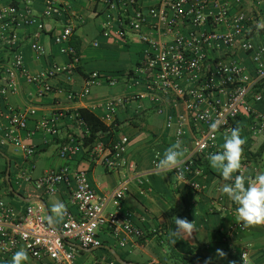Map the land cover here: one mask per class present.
Wrapping results in <instances>:
<instances>
[{
  "label": "built area",
  "instance_id": "1",
  "mask_svg": "<svg viewBox=\"0 0 264 264\" xmlns=\"http://www.w3.org/2000/svg\"><path fill=\"white\" fill-rule=\"evenodd\" d=\"M92 1L102 2L109 11L102 25L104 37H110L111 33L118 39L135 36L144 45L140 63L127 80L130 89L139 90V98L145 100L157 115L165 117L166 128H175L177 140L184 138L188 131L193 133V146L180 169L183 176L177 180L188 182L193 190H203L199 181L204 176L202 165L208 161L210 153L221 151L218 148L221 133H228L243 116L254 120L252 130L255 135L264 131V115L253 108L263 100L264 42L256 43L251 38L249 17L234 11L230 0H155V4L147 8L143 0ZM45 4L40 17L62 25L53 41L60 46L61 53L70 58L69 62L64 65L52 63L48 71L30 74L21 51L19 29L26 26L40 32L45 24L31 10H22L15 5L0 7L1 98L15 94L20 79L36 86L39 97L51 94L54 88L49 80L62 75L71 78L81 63L77 47L70 43L74 35L70 3L46 0ZM94 46L98 47L99 43ZM31 48L38 54L44 53L37 43ZM7 53L12 54L10 59H7ZM239 54L250 58L252 70L240 62ZM102 84L115 87L120 80L112 74L92 72L86 88L81 92L72 91L68 99L74 102L84 98L92 87ZM121 103L120 99L109 101L106 105L109 115L114 114ZM35 116V109L23 111L9 107L0 111V145L11 143L27 158H34L36 150L16 136V131H27ZM63 117L68 114L53 113L39 120L28 134L42 131L55 138ZM74 117L85 124L78 113ZM217 119L222 123L213 133L209 126ZM129 143L127 137H122L114 142L108 153L100 148L95 152L106 169H128L138 177L136 162L127 158ZM82 145V141L69 138L60 150V157L72 158ZM157 162L156 155L152 162L154 171H157ZM172 173L175 175L174 171ZM72 179L76 184L72 202L78 214L66 209L57 227L48 223L46 207L42 203H29L20 215H16L0 199V254H14L24 249L29 257L45 264H118L105 255L93 262L79 263L78 250L69 241H76L85 249H99L104 246L102 237L106 234L114 236L121 245L129 238L141 236L132 217L121 211L126 197L125 183L109 194L100 195L91 186L86 171L79 170L71 177L69 168L64 167L45 174L35 184L38 190L55 195L60 186ZM25 181L30 182V176H26ZM110 206L115 210L109 211ZM234 229L240 231L243 226L234 225ZM239 258L241 264H253L247 249L240 252Z\"/></svg>",
  "mask_w": 264,
  "mask_h": 264
},
{
  "label": "crops",
  "instance_id": "2",
  "mask_svg": "<svg viewBox=\"0 0 264 264\" xmlns=\"http://www.w3.org/2000/svg\"><path fill=\"white\" fill-rule=\"evenodd\" d=\"M65 1L70 3L72 14L74 35L70 43L77 47L81 59L74 75L69 79L63 75L50 79L54 92L44 97L37 96L38 88L22 79L19 80V89L15 94L0 97V111L9 107L23 111L36 110V116L29 122L28 130L16 131V136L36 150L34 158H27L26 154L11 143L0 145V199L6 207L20 215L30 203L28 200L41 199L48 218L52 215V205L60 201L66 209L77 215L78 210L72 202L76 188L73 179L60 186L55 195L38 190L35 182L45 174L64 167L69 168L71 177L74 172L84 170L91 186L100 195L109 194L125 183L126 197L121 211L132 217L141 236L129 238L125 245H121L114 236L106 234L102 237L104 246L99 249H85L78 242L69 241L78 250L79 263L93 262L105 255L122 264L112 254V250L128 264H241L240 252L247 249L253 264H264V225L246 227L238 220L235 212L237 206L220 191L222 185L229 182L224 181L220 173L210 167L209 161L202 165L204 176L199 181L204 189L201 191L193 190L188 182L173 178L172 172L160 173L153 170L155 156L158 153L163 155L164 150L177 139L175 128L168 130L165 117L157 115L145 100H141L138 94L140 91L130 89L127 81L134 75L142 58V42L135 36L118 39L113 33L110 37H104L102 25L109 11L102 2ZM230 2L234 11L249 17L251 38L256 43H263L264 28L258 29L257 25L264 24V0ZM45 3L46 0H0V7L15 5L22 10H31L40 17ZM154 4L155 0H143L146 8ZM40 18L45 24L43 31L37 32L36 28L26 26L19 29L25 66L32 75L48 71L52 63L67 64L70 59L61 53L60 46L53 41L62 25L52 19ZM33 43L41 45L44 53L35 52L31 48ZM95 43H99V46L95 47ZM11 57L12 54L7 53V59ZM238 58L249 70L253 69L247 55L239 54ZM92 72L118 76L120 84L115 87L106 84L94 86L89 95L70 101L68 94L83 91ZM262 95L263 100L254 104L253 108L264 115V90ZM112 99H120L122 103L114 114L109 115L106 105ZM80 109L91 111L113 130L111 142L109 136L102 135L90 147L84 146V139L89 132L86 125L74 117ZM56 112L68 114V117H63L60 121L57 137L46 136L42 131L34 135L28 134L35 129L39 120ZM253 122L252 117L243 116L234 123L232 129H242L241 135L246 138L242 169L246 174L255 176L264 172V131L255 135L252 130ZM225 134L227 133H221L218 137L220 150ZM73 137L83 142L81 150L72 158H61V148ZM122 137L129 139L127 158L136 162L140 173L138 177L128 169H106L95 152L100 148L108 153L114 142ZM192 139L193 133L188 131L180 140L182 147L187 149L186 154L193 146ZM26 176H30V182L25 181ZM12 189L22 198L17 197ZM174 216L186 218L189 222L195 221L197 232L171 244L169 234L176 227L172 222ZM61 222L59 220L53 226H60ZM234 225H242L243 230L234 229ZM218 249L226 253L224 258L217 254ZM12 255L0 254V264H9ZM24 264L45 263L29 257Z\"/></svg>",
  "mask_w": 264,
  "mask_h": 264
},
{
  "label": "clouds",
  "instance_id": "3",
  "mask_svg": "<svg viewBox=\"0 0 264 264\" xmlns=\"http://www.w3.org/2000/svg\"><path fill=\"white\" fill-rule=\"evenodd\" d=\"M257 28H264V24H258ZM221 123L219 119L214 120L209 126L210 131L216 132ZM241 132L240 127L231 129L223 138L222 150L214 154L210 153L207 159L210 167L220 173L224 181L229 182L224 183L220 191L237 206L235 212L238 220L246 227L264 225V172L252 176L242 171L243 146L246 138L242 137ZM186 152L187 149L182 147L181 141L177 140L164 150L162 156L157 154L156 170L160 173L174 171L173 178L182 177L183 172L180 169L185 162ZM51 213L48 223L54 225L64 218L66 206L57 201L52 205ZM172 222L176 227L169 234L171 244L185 237L189 238L197 232L195 221L189 222L186 218L174 216ZM217 254L221 258L226 256V253L219 249ZM28 259L27 251L20 249L12 255L9 264H24Z\"/></svg>",
  "mask_w": 264,
  "mask_h": 264
},
{
  "label": "trees",
  "instance_id": "4",
  "mask_svg": "<svg viewBox=\"0 0 264 264\" xmlns=\"http://www.w3.org/2000/svg\"><path fill=\"white\" fill-rule=\"evenodd\" d=\"M80 118L84 121L89 134L84 139V146L90 147L99 140L102 135L110 137V142L114 137L113 130L104 124L95 114L87 109H80L78 111ZM11 196L13 194L10 193Z\"/></svg>",
  "mask_w": 264,
  "mask_h": 264
},
{
  "label": "water",
  "instance_id": "5",
  "mask_svg": "<svg viewBox=\"0 0 264 264\" xmlns=\"http://www.w3.org/2000/svg\"><path fill=\"white\" fill-rule=\"evenodd\" d=\"M10 177V174L8 173V178ZM12 192H14V190L12 189ZM14 194L17 196V197H19V198H22V196H20L19 194H17V193H15L14 192ZM28 202H40V203H43L44 204V201L43 200H41V199H31V200H28ZM111 252H112V254L116 257V259L120 262V263H122V264H128V263H126V262H124V261H122L116 254H115V252H113L112 250H111Z\"/></svg>",
  "mask_w": 264,
  "mask_h": 264
},
{
  "label": "rangeland",
  "instance_id": "6",
  "mask_svg": "<svg viewBox=\"0 0 264 264\" xmlns=\"http://www.w3.org/2000/svg\"><path fill=\"white\" fill-rule=\"evenodd\" d=\"M108 210H109V211H114L115 209H114L112 206H110V207L108 208Z\"/></svg>",
  "mask_w": 264,
  "mask_h": 264
}]
</instances>
